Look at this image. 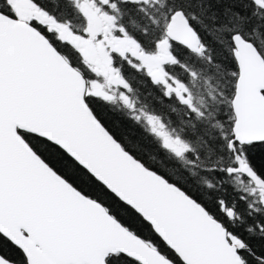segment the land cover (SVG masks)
Instances as JSON below:
<instances>
[{
	"label": "snow or ice",
	"instance_id": "1",
	"mask_svg": "<svg viewBox=\"0 0 264 264\" xmlns=\"http://www.w3.org/2000/svg\"><path fill=\"white\" fill-rule=\"evenodd\" d=\"M0 264H264V0H0Z\"/></svg>",
	"mask_w": 264,
	"mask_h": 264
}]
</instances>
